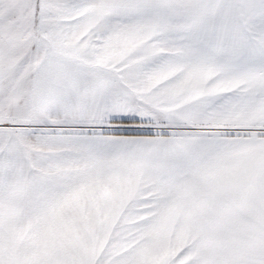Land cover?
I'll return each mask as SVG.
<instances>
[{"label": "snow or ice", "instance_id": "obj_1", "mask_svg": "<svg viewBox=\"0 0 264 264\" xmlns=\"http://www.w3.org/2000/svg\"><path fill=\"white\" fill-rule=\"evenodd\" d=\"M0 264H264V0H0Z\"/></svg>", "mask_w": 264, "mask_h": 264}]
</instances>
